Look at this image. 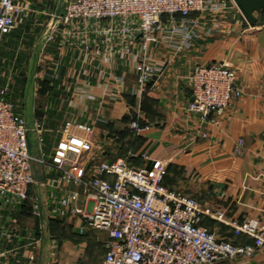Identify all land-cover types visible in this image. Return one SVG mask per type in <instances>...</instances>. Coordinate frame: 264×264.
Wrapping results in <instances>:
<instances>
[{
	"label": "crops",
	"instance_id": "0c3cea01",
	"mask_svg": "<svg viewBox=\"0 0 264 264\" xmlns=\"http://www.w3.org/2000/svg\"><path fill=\"white\" fill-rule=\"evenodd\" d=\"M61 1L19 0L30 14L18 20L0 47V86L9 81L20 92L23 115L45 125L50 145L69 120L93 125L92 133L74 130L93 143L92 154L82 163L86 176L101 161L118 158L135 167L157 166L164 172L165 187L222 211L227 221L250 216L264 222V21L251 25L228 0L227 9L218 14L219 29L202 36L191 50L153 47L167 67L143 93L125 58L112 62L95 49L88 53L68 44L42 52L50 16ZM211 21L212 15L206 25ZM215 62L231 65L243 96L213 125L188 110L192 97L185 77L195 64ZM140 115V124L151 129L136 134L130 126ZM239 140L243 147L237 153ZM106 179L114 181L113 176ZM54 194L52 186L35 184L25 204L0 206V234L12 236L7 242L0 235L2 248L11 250L7 264H102L106 233L60 206ZM75 207L89 212L92 202L81 195ZM203 225L221 239L252 244L251 238L236 236L211 217ZM217 264H264V250L252 259Z\"/></svg>",
	"mask_w": 264,
	"mask_h": 264
},
{
	"label": "built area",
	"instance_id": "2783aa9c",
	"mask_svg": "<svg viewBox=\"0 0 264 264\" xmlns=\"http://www.w3.org/2000/svg\"><path fill=\"white\" fill-rule=\"evenodd\" d=\"M227 7L228 0H63L61 11L50 16L41 50L79 45L88 53L102 52L112 62L125 58L144 93L167 67L155 57L153 47L162 45L175 53L191 50L202 36L219 29L218 14ZM235 7L243 14L236 3ZM29 14L19 0H0V47L18 20ZM185 78L192 97L188 110L202 123L218 124L232 101L243 96L227 62L195 64ZM11 92L9 81L0 86V206L25 204L35 184L52 186L55 202L82 214L90 228L106 233L102 264H217L252 259L264 250V222L250 216L227 221L222 211L206 209L195 198L165 187L160 167H135L118 158L101 161L86 176L82 163L92 154L93 143L74 130L92 133L94 126L69 120L51 146L45 125L29 122L16 109ZM140 118L130 126L136 134L151 129L141 125ZM242 147L239 140L235 151L240 153ZM81 195L92 202L89 212L75 207ZM205 217L227 224L236 236L251 238L252 244L219 238L203 225ZM3 234L7 242L11 240V234ZM10 253L0 244V264H7Z\"/></svg>",
	"mask_w": 264,
	"mask_h": 264
},
{
	"label": "water",
	"instance_id": "95a60500",
	"mask_svg": "<svg viewBox=\"0 0 264 264\" xmlns=\"http://www.w3.org/2000/svg\"><path fill=\"white\" fill-rule=\"evenodd\" d=\"M62 1L60 3V8L58 9V12H60L62 9ZM233 1L241 9L248 22L251 25H256L258 19L255 16V14L264 11V0H233ZM31 149H32V145L29 144V150L31 151ZM34 175L36 179L39 178L38 171L35 166H34Z\"/></svg>",
	"mask_w": 264,
	"mask_h": 264
},
{
	"label": "rangeland",
	"instance_id": "374dc122",
	"mask_svg": "<svg viewBox=\"0 0 264 264\" xmlns=\"http://www.w3.org/2000/svg\"><path fill=\"white\" fill-rule=\"evenodd\" d=\"M11 93H12L11 98H12L13 102L18 104V108H16V109H18V111L22 112V114H23V110L25 109V107H24V105H22V98H21L20 92L12 89Z\"/></svg>",
	"mask_w": 264,
	"mask_h": 264
},
{
	"label": "trees",
	"instance_id": "16d2710c",
	"mask_svg": "<svg viewBox=\"0 0 264 264\" xmlns=\"http://www.w3.org/2000/svg\"><path fill=\"white\" fill-rule=\"evenodd\" d=\"M255 16L257 17V19H258V21L257 22H263L264 21V11L263 12H261V13H256L255 14ZM146 166H148V167H150V168H152L151 167V165L149 166V165H146ZM245 237H247V236H245Z\"/></svg>",
	"mask_w": 264,
	"mask_h": 264
}]
</instances>
